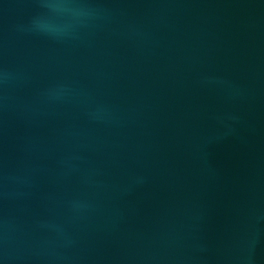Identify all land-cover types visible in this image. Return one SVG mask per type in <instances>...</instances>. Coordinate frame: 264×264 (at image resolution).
Masks as SVG:
<instances>
[{"label":"water","instance_id":"water-1","mask_svg":"<svg viewBox=\"0 0 264 264\" xmlns=\"http://www.w3.org/2000/svg\"><path fill=\"white\" fill-rule=\"evenodd\" d=\"M0 264H264V0H0Z\"/></svg>","mask_w":264,"mask_h":264}]
</instances>
